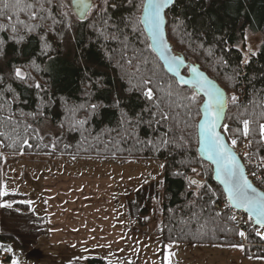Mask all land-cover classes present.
<instances>
[{
	"label": "trees",
	"instance_id": "trees-1",
	"mask_svg": "<svg viewBox=\"0 0 264 264\" xmlns=\"http://www.w3.org/2000/svg\"><path fill=\"white\" fill-rule=\"evenodd\" d=\"M94 3L97 8L80 20L65 0H43V11L41 0H22L19 6L0 0V186L6 156L162 161V243L237 246L232 212L219 216L216 211L225 200L223 190L198 154L203 98L192 103L193 90L181 86L153 52L143 26L135 22L141 0H109L116 6L106 12L103 0ZM166 21L174 53L198 65L226 92L229 131L222 128V134L229 145L233 138L235 148L246 144L249 159L264 166L258 135L264 124V0H177ZM251 37L259 39L258 54H249L244 64ZM17 68L25 79L16 77ZM148 87L153 100L144 95ZM244 119L252 122L247 138L236 131ZM47 124L59 135L44 134ZM185 177L205 186H189ZM26 200L0 197V203H13L11 209L0 207V230H5L0 243L23 252L46 234L44 220L22 203ZM256 228L252 222L245 251L264 258ZM85 264L109 263L90 258Z\"/></svg>",
	"mask_w": 264,
	"mask_h": 264
},
{
	"label": "rangeland",
	"instance_id": "rangeland-1",
	"mask_svg": "<svg viewBox=\"0 0 264 264\" xmlns=\"http://www.w3.org/2000/svg\"><path fill=\"white\" fill-rule=\"evenodd\" d=\"M65 1L71 6V0ZM249 40L251 48L256 51L259 39L251 37ZM43 133L59 135V131L50 124L45 126ZM161 164L164 165V162L50 156L4 157L3 185H7L9 195L26 196V201L32 202L29 205L36 212L41 213L43 210L41 186L46 178L77 180L81 190L93 188L100 193L105 192L102 202L113 205L115 224L124 230V243L121 246L70 247L66 251L37 241L25 252L0 243L4 245V248H0V263L9 254L28 264H37L36 258L41 259L42 264H68L71 254L77 260L76 264H82L83 259L85 264L90 258L101 259L109 264H166L165 257L171 253L172 264H264V258H256L238 245L163 244L160 216L164 167L161 168ZM6 202L13 207L12 202ZM142 209H146L144 215L140 213ZM0 232L4 233V228ZM8 247L12 251H6ZM28 253H31L30 257L25 256Z\"/></svg>",
	"mask_w": 264,
	"mask_h": 264
},
{
	"label": "snow or ice",
	"instance_id": "snow-or-ice-1",
	"mask_svg": "<svg viewBox=\"0 0 264 264\" xmlns=\"http://www.w3.org/2000/svg\"><path fill=\"white\" fill-rule=\"evenodd\" d=\"M22 0H15V5L19 6ZM51 3V0H47ZM129 3L132 0H128ZM177 3V0H141L142 14L135 18V22L140 25H145L151 36L152 44L150 47L153 51H158L162 59L165 60L167 64L168 71L174 73L178 77V83L188 84L193 88V95L188 99L192 103H196L199 97H203V102L200 105L199 113H202V119L198 125L199 136V149L198 151L206 156L207 160L211 161L215 166V178L223 185L224 193L226 194V207H231L234 209H243L247 212L248 220L254 221V225L258 226L255 230V235L261 240H264V191L258 190L254 185L252 180L249 179V175L245 173L244 166L241 164L236 152L234 151L237 145V139L233 138L231 140V146L225 142V137L218 131L220 127V122L224 116L225 108L228 103V97L225 93L216 85V83L201 72L197 67L192 66L190 71L192 73L191 79H186L184 76L180 75L179 68L180 65L184 64V59L181 56L173 55L171 46L167 43L164 34V28L166 25V9ZM74 4L78 10L79 18L86 19L90 12L97 8L94 0H74ZM104 8L103 11H107V7H115V4L109 5V0H103ZM7 6V5H6ZM29 8L32 5H28ZM41 10L43 11V0H41ZM23 11V9H21ZM33 18H35L36 13H32ZM107 23V20L104 21ZM181 25L183 21H180ZM15 31V29H13ZM31 31V29H29ZM247 39V37H245ZM249 54L257 55L258 53L254 51L251 46H248V53L245 54L242 63L248 64ZM226 63V62H225ZM16 77L20 79H25L26 74L19 68L15 70ZM150 80H145L144 84H150ZM39 88V84L36 85ZM144 95L149 99H154V94L152 88H146ZM171 95V93H169ZM232 102L237 101V97L232 95L230 97ZM157 106H159L157 102ZM95 108V105L92 106ZM164 119H167V114H164ZM251 121L244 119L242 121V129H237V132L247 138L252 134V129L250 127ZM223 129L225 132L229 131L228 125L224 124ZM3 133L0 132V136ZM258 135L260 142H264V124H260L258 127ZM182 138V137H181ZM169 141L167 139L162 140L163 145H167ZM24 144L31 147L28 141L25 140ZM247 155V153H245ZM264 161V157L261 158ZM260 167V165H257ZM164 165L161 164V168ZM191 172L199 174L195 167L191 168ZM176 175H184L182 172H177ZM253 177L256 176L255 172H252ZM188 180L189 186H196L202 188L205 185L202 181L185 177ZM162 183V182H161ZM261 183L264 184V179H261ZM9 195L7 190V185L4 184L0 186V197ZM198 195V193H196ZM22 203L31 204V201H22ZM214 203V201H213ZM0 207L11 208V203H0ZM231 220L236 221L237 217L232 215ZM239 235L246 238V233L240 231ZM171 248V245H168ZM242 248V246H240ZM0 248H4V245H0ZM6 251H12L10 247L5 248ZM171 253L169 256L165 257L166 264H172ZM83 259V258H82ZM12 264H18L17 261L13 260Z\"/></svg>",
	"mask_w": 264,
	"mask_h": 264
},
{
	"label": "crops",
	"instance_id": "crops-1",
	"mask_svg": "<svg viewBox=\"0 0 264 264\" xmlns=\"http://www.w3.org/2000/svg\"><path fill=\"white\" fill-rule=\"evenodd\" d=\"M41 188L42 212H36L30 205L33 214L44 220L46 228L45 236L38 243H47L54 248H62L66 251L70 250V247L87 245H123L124 230L115 224L116 212L113 205L102 202V198L106 196L102 194L105 192L100 193L93 188L81 190L77 180L64 178H46ZM30 255L31 253H28L25 256L30 257ZM9 259V262L2 264H12L13 260L18 264H28L21 259L12 257ZM69 260L68 264L77 263L71 254ZM36 261H38L37 264H42L41 259L36 258Z\"/></svg>",
	"mask_w": 264,
	"mask_h": 264
},
{
	"label": "water",
	"instance_id": "water-1",
	"mask_svg": "<svg viewBox=\"0 0 264 264\" xmlns=\"http://www.w3.org/2000/svg\"><path fill=\"white\" fill-rule=\"evenodd\" d=\"M71 2V8H72V11H73V13L76 15V17L78 18V19H80L79 18V13H78V10H77V8H76V6H75V4H74V0H71L70 1ZM174 6V5H173ZM173 6H170L168 9H166V13L173 7ZM80 20H84V19H80ZM143 26V29H144V31H145V33L147 34V36H148V39H149V42H150V44H152V40H151V36H150V34H149V32H148V30H147V27L145 26V25H142ZM164 34H165V39L167 40V43L171 46V44L169 43V41H168V38H167V34H166V25H165V28H164ZM171 49H172V54L173 55H177V56H181V57H183V59H184V64H182V65H180V68H179V72H180V75L181 76H184L186 79H191L192 78V73H191V71H190V68L192 67V66H195V67H197L201 72H203L202 70H201V68L198 66V65H196V64H194L193 62H191V61H188L186 58H185V56L184 55H182V54H176V53H174V51H173V48H172V46H171ZM155 54H156V56L159 58V60L161 61V63L164 65V67H165V69L167 70V72L178 82V77L174 74V73H172V72H170V71H168V68H167V64H166V62H165V60L164 59H162L161 57H160V55H159V52L158 51H153ZM183 71H187V75L185 76V75H183ZM206 76H208L205 72H203ZM209 77V76H208ZM210 78V77H209ZM211 79V78H210ZM212 80V79H211ZM214 81V80H213ZM215 83H216V85L225 93V95H226V97H228L227 96V94H226V92L220 87V85L216 82V81H214ZM180 84V83H179ZM181 86H184V87H188V88H190V89H192L193 90V88H192V86L191 85H188V84H180ZM194 91V90H193ZM201 98H203L202 96H201ZM227 110H228V103H227V106H226V108H225V112H224V116H223V118H222V120H221V122H220V127L218 128V131H220L221 132V134H222V128H223V125H224V122H225V119H226V115H227ZM201 119H202V113H201ZM201 119H200V121H201ZM200 121H199V123H200ZM223 135V134H222ZM224 136V135H223ZM225 142L229 145V143L227 142V140H226V138H225ZM230 146V145H229ZM199 147H200V145H199V136H198V149H199ZM198 154H199V157L204 161V162H206L207 164H209L210 166H211V168H212V176H213V179H214V181L221 187V189L223 190V193H224V188H223V185L215 178V171H214V165L212 164V162L211 161H209V160H207V158H206V156H204L202 153H200L199 151H198ZM238 156V155H237ZM238 158H239V156H238ZM240 159V158H239ZM240 162H241V164L243 165V163H242V161H241V159H240ZM245 169V168H244ZM245 173H246V170H245ZM258 189V188H257ZM259 190V189H258ZM261 191V190H260ZM224 195H225V198H226V194L224 193ZM232 209H234V208H232ZM235 211H237V212H240V213H244V214H246V215H249L247 212H245L243 209H234ZM253 222V224H254V221H252ZM256 226V225H255ZM256 227H258V226H256Z\"/></svg>",
	"mask_w": 264,
	"mask_h": 264
},
{
	"label": "built area",
	"instance_id": "built-area-1",
	"mask_svg": "<svg viewBox=\"0 0 264 264\" xmlns=\"http://www.w3.org/2000/svg\"><path fill=\"white\" fill-rule=\"evenodd\" d=\"M237 153L240 155L241 159L244 161V166L247 169V174L249 175V179L252 180L253 184L256 185L261 191H264V184L261 183V179H264V166L258 167L259 165L257 162H251L247 160L249 156V149L246 146H241L237 148ZM247 153V155H245ZM252 172L256 173V176L253 177L251 175ZM227 200H223L219 202L216 205V211L219 216L223 215L227 211H231L232 215H235L237 217L236 221H233V226L240 232L244 231L247 236V232L250 226V220H248L247 215L243 213H239L234 211L231 207H226ZM258 237V236H257ZM259 238V237H258ZM237 243L240 246H246V238L245 237H239L237 240Z\"/></svg>",
	"mask_w": 264,
	"mask_h": 264
}]
</instances>
